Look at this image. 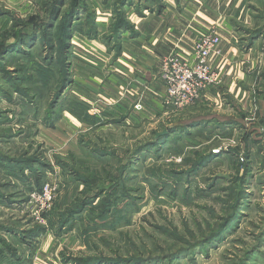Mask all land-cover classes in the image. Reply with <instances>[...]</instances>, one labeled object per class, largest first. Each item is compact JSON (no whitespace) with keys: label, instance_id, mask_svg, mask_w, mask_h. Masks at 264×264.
<instances>
[{"label":"rangeland","instance_id":"rangeland-1","mask_svg":"<svg viewBox=\"0 0 264 264\" xmlns=\"http://www.w3.org/2000/svg\"><path fill=\"white\" fill-rule=\"evenodd\" d=\"M74 4L66 0L64 13L47 30L54 0H0V120L10 119L0 121V133L13 135L0 139V149L23 158L39 155L47 163L28 180L0 173V224L25 233L0 230V264H264L260 75L248 68L247 80L234 85L239 94L208 98L204 106L194 108L202 96L167 113L161 96L149 94L141 109L133 104L132 115L123 109L100 112L114 120L89 126L82 105L94 113L109 109L128 90L116 88L122 80L86 43L79 47L72 33L69 84L52 111L64 77L58 71L63 59L58 25ZM79 4L88 13L76 19V30L88 37L83 29L91 13H99L100 22L107 21L99 39L115 44L113 51L123 39V33L119 39L112 35L117 16L123 13L133 26L131 19L152 5L151 0ZM32 30L35 37L25 51L1 53L6 43ZM49 40L56 55L51 63L44 61ZM164 130L168 133L158 136ZM49 184L53 198L43 209L38 193Z\"/></svg>","mask_w":264,"mask_h":264},{"label":"crops","instance_id":"crops-1","mask_svg":"<svg viewBox=\"0 0 264 264\" xmlns=\"http://www.w3.org/2000/svg\"><path fill=\"white\" fill-rule=\"evenodd\" d=\"M151 3L144 13L137 15L135 12L138 19H131L133 28L129 31L131 35L127 36L129 39L125 38V32L122 34L119 51H113L115 44L99 39L107 22L104 19L100 22L99 13L95 20L97 36L85 37L73 27L76 34L73 40L80 44L79 47L86 43L93 54L101 56L108 70L123 82L118 81L117 85L123 86L116 88L128 90L118 104L109 109H95L96 113L90 110L92 114L121 113L123 109L126 113L130 110L129 115H132L133 104H145L150 99L149 94L157 100L161 96L162 102L165 95L163 59L172 51L184 57L192 56L196 40L213 27L221 37V44L220 53L211 58V66L222 74V81L218 84L221 86L205 91L203 101L194 108L204 106L209 102L208 98L214 100L229 93L239 94L241 88L234 85L238 80H247L248 68L253 70V76L258 77V73L264 81V0H151ZM155 62L160 63V69L154 66ZM146 89H149L148 93ZM131 90L133 92H129Z\"/></svg>","mask_w":264,"mask_h":264},{"label":"trees","instance_id":"trees-1","mask_svg":"<svg viewBox=\"0 0 264 264\" xmlns=\"http://www.w3.org/2000/svg\"><path fill=\"white\" fill-rule=\"evenodd\" d=\"M74 3H75L74 6L69 8L70 9L69 12L65 13V15H64L65 20L63 22H59L60 24L58 25V27L60 26V28L63 29V37L59 38V43L57 46L59 48V51H60L59 56L63 55V59L60 60L61 67L59 68L58 71H60V73L62 74V76L64 75V77L61 79V84L58 88L57 93L55 94L54 102L51 105L52 111H55V106H56L55 101L57 102L60 97L64 96L65 88L69 84V79H68L67 75L69 72L70 60H69V58L67 59V56H68L67 55V49L70 46L69 43H71L70 39H71V35L73 33V27L75 26L76 19L80 15L81 12L82 13L83 12L88 13V9L85 8L83 4H79V0H74ZM65 4H66V0H54V5L52 8L50 7V11H49L48 16H47V18H50L49 21L46 23L47 30L50 29L51 27H54V21L59 19L61 17V14L64 13L63 7L65 6ZM91 15H92L91 18L93 20L90 23L91 25L89 24V27L87 28L85 33L87 35H89L90 37H94V36L98 35L97 27L95 24L96 15H95V13H91ZM62 19H63V17H62ZM115 22H114L115 24H114V30H113L112 35H113V37H116L117 39H119V37L121 36L122 33H124L125 31H130L133 28L132 24L126 19V16H124L123 13L120 14L119 17L117 16V19ZM34 33H35L34 30H32L31 32H29L25 35L21 34L20 36H18V38L15 42L6 43V45L1 50V53L8 52L9 49L13 50L14 48H17V50H19V52L25 51L27 48L25 44H27V46L32 44V42H31L32 38L35 37ZM44 43H46V46L48 48V53H47V56L44 58L45 59L44 61L47 63L48 62H50V63L55 62V56L56 55L53 54V49L55 48L53 40L52 41L49 40V42L44 41ZM67 66H68V69H67ZM16 83H13V84H16ZM47 84L48 83H46V85ZM20 87L23 88V86H20ZM15 88H18V87H15ZM18 90L21 92H25L24 88H23V90L21 88H18ZM71 102L75 103V100H72ZM78 105L80 106V108L82 106H84L86 108V111H85L86 113H84L85 115L83 117L84 119L83 118L82 119L89 126L95 127L99 124L100 125H104V124L107 125L108 123H111L114 120V119L113 120L112 119L105 120L102 118V116H100L98 114H94V113L92 114L91 112L87 111L88 107L86 106V104L85 105L78 104ZM80 108L78 107L79 110H81ZM2 121H6V123H7L10 121V119L5 118V120H2ZM10 137H13L12 133H8L7 135H5L4 133H0V139L1 140H8ZM153 145L155 146V144H153ZM15 156L16 155L8 154V153H6L0 149V173L1 172L5 173V174L9 173L8 175L15 176V177H17V179L28 180L27 177H28L29 173L36 172V176H37L38 173L40 174L39 171H41L40 170L41 166H42V168L47 167V163L43 162V159L39 155L37 157H31V158H28V155H26L24 158L22 157L23 155L22 156L17 155L16 157ZM0 195H1V192H0ZM11 200L12 199H10V201ZM12 203H15V202H12ZM0 230H6V231H8L10 233H14L15 235H18L20 237L25 236V233H22V235H21L20 234L21 232L17 231L16 229L14 230L11 228H7V227L3 226L2 224H0ZM33 234L37 235V232H35Z\"/></svg>","mask_w":264,"mask_h":264},{"label":"built area","instance_id":"built-area-1","mask_svg":"<svg viewBox=\"0 0 264 264\" xmlns=\"http://www.w3.org/2000/svg\"><path fill=\"white\" fill-rule=\"evenodd\" d=\"M221 37L212 28L200 36L196 42L191 57L184 58L171 53L163 59L162 79L165 83V95L162 105L166 112H180L195 104L203 93L222 81V74L212 69L211 58L220 53ZM136 109H141L138 102ZM53 191L45 185L38 193L45 209L53 198Z\"/></svg>","mask_w":264,"mask_h":264},{"label":"water","instance_id":"water-1","mask_svg":"<svg viewBox=\"0 0 264 264\" xmlns=\"http://www.w3.org/2000/svg\"><path fill=\"white\" fill-rule=\"evenodd\" d=\"M167 133H168V131L167 130H164V131L158 133V136H160V135H166Z\"/></svg>","mask_w":264,"mask_h":264}]
</instances>
